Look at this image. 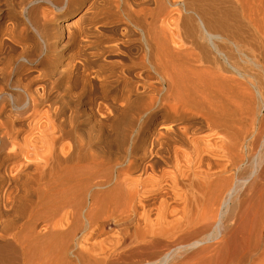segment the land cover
<instances>
[{"label":"bare ground","instance_id":"obj_1","mask_svg":"<svg viewBox=\"0 0 264 264\" xmlns=\"http://www.w3.org/2000/svg\"><path fill=\"white\" fill-rule=\"evenodd\" d=\"M264 0H0V264H264Z\"/></svg>","mask_w":264,"mask_h":264},{"label":"rangeland","instance_id":"obj_2","mask_svg":"<svg viewBox=\"0 0 264 264\" xmlns=\"http://www.w3.org/2000/svg\"><path fill=\"white\" fill-rule=\"evenodd\" d=\"M264 139V135L261 138V141ZM255 155H264V145H262V143L260 142L259 144L256 145V147L254 148L253 152L249 153L248 157H247V161H246V165H245V172L248 173L249 171L252 170L253 167V157Z\"/></svg>","mask_w":264,"mask_h":264}]
</instances>
